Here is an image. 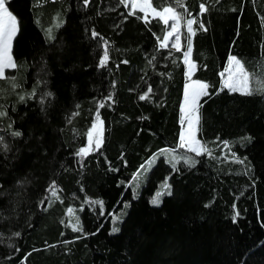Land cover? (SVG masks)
Masks as SVG:
<instances>
[{"label": "trees", "instance_id": "trees-1", "mask_svg": "<svg viewBox=\"0 0 264 264\" xmlns=\"http://www.w3.org/2000/svg\"><path fill=\"white\" fill-rule=\"evenodd\" d=\"M183 3L207 28L193 25L191 80L210 86L197 136L211 155L179 146L185 21L176 51L159 46L162 21L119 0H7L19 31L0 79V264H264V92L220 80L229 55L264 78V0ZM97 111L101 147L78 156Z\"/></svg>", "mask_w": 264, "mask_h": 264}, {"label": "snow or ice", "instance_id": "snow-or-ice-1", "mask_svg": "<svg viewBox=\"0 0 264 264\" xmlns=\"http://www.w3.org/2000/svg\"><path fill=\"white\" fill-rule=\"evenodd\" d=\"M90 0H84V5L87 6ZM121 4L125 7H128L131 4L130 15H136L137 10L142 12L144 16L142 17L146 23L150 22L148 17L149 13L152 14L153 18H158L163 24L166 26L169 25L171 21L170 29L166 30L163 39L160 41L161 48L169 47V43L171 42V47L176 51H182L181 45V21H185L186 27V50L183 51V62L187 65V74L188 78L191 81L186 84L185 92H184V102L181 108L182 118L181 123L183 125L184 121H187V129L181 132L180 135V147L188 148L190 151L195 152L197 155L202 153H208L211 155L210 150L201 143L199 139H197V131L199 124V115L198 109L200 108V100L202 97L209 96L210 93L208 91L209 84L205 82H201L199 80L192 81L191 77L194 71L196 70V64L192 61L191 55L193 52V40L192 37L196 35V29L193 25H199L201 30L207 31V28L203 22V20H197V17L192 16L189 12L186 5L183 3V0H175V4L183 9V13L177 11V7L167 6L163 7L162 10H158V7H154L152 0H119ZM208 11V7H206L205 3H201L199 5V16H203ZM186 17H190L187 18ZM59 27V25H57ZM19 31V21L17 17L12 14V12L7 7V0H0V79L5 78V70L6 69H14L17 67L16 62L14 61L11 55L12 49V41L17 36ZM49 31V38H53L51 36V29ZM99 34L95 31L92 32L93 37H97ZM174 38V42L173 41ZM159 39V37H158ZM107 41H104V55L100 60V66H104L108 61V51H107ZM126 62V61H125ZM229 68L225 71L228 73L227 79L224 81V87L228 88L232 92H240L242 95H252L254 89L250 85V77L249 73L245 71L243 63L236 56L229 57ZM223 76L224 73H221ZM15 87V84H13ZM152 91L151 87L148 88V91L140 97L141 100H144L148 97V94ZM255 91L264 92V78L257 81V88ZM35 93L33 92L32 95ZM47 95L51 96V93ZM24 96H20V100H24ZM110 100L111 97H108ZM103 104H100V107H103ZM6 115V112H0V116ZM99 111H97L96 121H99ZM102 122L98 125L95 121L93 122L91 128L87 132L88 138V146L82 147L79 149L77 155H87L90 151L98 150L102 144ZM14 136L22 135L21 132L15 131L12 133ZM95 136V144L93 147V138ZM3 138L0 137V140ZM225 147H228V141H223ZM165 150H161V155L164 154ZM232 156L235 158V153H232ZM173 160L175 157L172 158ZM238 159V158H237ZM155 158L153 160L148 161V165L150 166L154 163ZM189 164L194 163L192 160L186 161ZM238 162L243 163V160H239ZM173 169H175L176 165L173 163ZM141 168H145V165H141ZM55 182H53L54 187ZM53 195H56V192L53 191ZM167 194L171 195V186L165 181L162 185V191L157 192L155 197L152 199L151 203L153 205H159L161 202V196ZM43 203V202H42ZM92 204H98L103 209V201H90ZM235 208V205L233 206ZM68 213L73 214V209L69 208ZM239 216V212L237 211L235 216H233V221L235 222L236 217ZM79 219L77 218V223L72 225L73 231H82V228L78 227ZM118 227H113L112 232H118ZM16 236H19V233H15Z\"/></svg>", "mask_w": 264, "mask_h": 264}, {"label": "rangeland", "instance_id": "rangeland-1", "mask_svg": "<svg viewBox=\"0 0 264 264\" xmlns=\"http://www.w3.org/2000/svg\"><path fill=\"white\" fill-rule=\"evenodd\" d=\"M169 2H171L170 4H168V5H166L165 7H167V6H173V7H176L175 6V0H170ZM174 2V3H173ZM128 9H129V11H131L132 9H131V4H129L128 5ZM160 10H162V9H160ZM149 15L150 16H152V14L151 13H149ZM171 21L169 22V25L167 26L168 27V29H170V26H171ZM167 29V30H168ZM162 39H160V40H158V42H159V44H160V41H161ZM172 42H174V38H173V41ZM169 46L171 47V42L169 43ZM172 48V47H171ZM172 49H174V48H172ZM230 56H232V55H229L228 57H227V60H226V63H225V65H224V67H223V69L221 70V73H224V75L222 76L221 75V73H220V80H221V84H222V86L224 87V81L227 79V76H228V73L225 71L227 68H229V64H228V61H229V57ZM244 69H245V67H244ZM245 71L246 72H248L249 73V77H250V85H251V87L253 88V89H255V87H257V81L258 80H261L260 78H258L255 74H252L251 72H249V71H247L246 69H245ZM185 73H186V75L188 76V74H187V65L185 64ZM192 81H195V80H192ZM200 81V80H199ZM191 81H189L188 83H190ZM202 82V81H201ZM187 83V84H188ZM186 86V85H185ZM185 86H184V90H183V97H182V103L180 104V131L182 130V131H185L186 129H187V121L185 120L184 121V123H183V125H182V123H181V118H182V112H181V108H182V105H183V102H184V92H185ZM228 89V88H227ZM229 90V89H228ZM96 123L98 124V125H100L101 123H99V121H96ZM181 134V133H180ZM197 139H198V136H197ZM95 144V136H94V138H93V145ZM185 149H187V150H189L188 148H186V147H184ZM195 153V152H194Z\"/></svg>", "mask_w": 264, "mask_h": 264}, {"label": "crops", "instance_id": "crops-1", "mask_svg": "<svg viewBox=\"0 0 264 264\" xmlns=\"http://www.w3.org/2000/svg\"><path fill=\"white\" fill-rule=\"evenodd\" d=\"M181 103H182V100H181ZM181 133V132H180ZM179 145H180V136H179Z\"/></svg>", "mask_w": 264, "mask_h": 264}, {"label": "bare ground", "instance_id": "bare-ground-1", "mask_svg": "<svg viewBox=\"0 0 264 264\" xmlns=\"http://www.w3.org/2000/svg\"><path fill=\"white\" fill-rule=\"evenodd\" d=\"M180 132H182V130H181ZM180 135H181V134H180Z\"/></svg>", "mask_w": 264, "mask_h": 264}]
</instances>
